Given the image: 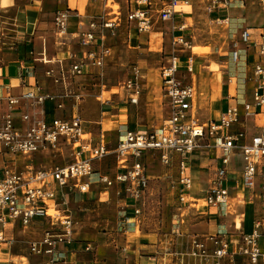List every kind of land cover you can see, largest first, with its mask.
Instances as JSON below:
<instances>
[{
	"label": "built area",
	"instance_id": "1",
	"mask_svg": "<svg viewBox=\"0 0 264 264\" xmlns=\"http://www.w3.org/2000/svg\"><path fill=\"white\" fill-rule=\"evenodd\" d=\"M194 1L138 0L127 19L135 23L139 33H144L152 28L154 21L174 23L182 15H190ZM203 1L206 10L214 13L217 21L231 22V0ZM262 9L264 11V0ZM70 16L68 12H59L56 25L62 32L67 31ZM118 26L117 21L104 15L94 17L82 33L83 43L94 45L99 39V49L90 51L87 61L73 64L69 72H62L60 77H55L52 69L46 71V75L59 83L66 80V74L84 75L88 63L102 69L110 53L104 44L105 38L109 34L114 35ZM184 28L182 25L174 27V30ZM253 37L251 28L241 32L240 41L232 49L235 63L240 62L243 56L241 45L252 46ZM253 46L258 47L260 61L254 62L253 74L257 85L252 99L241 102L233 97V102H229L217 117L200 121L196 116L197 88L186 79L187 74L198 72V63L189 38L173 34L170 51L161 64L168 116L161 124L149 129L125 128L119 131L113 151L116 163L114 175L101 173L95 168L94 162L107 158L112 151L101 129L96 135L89 131L88 121L78 110L81 94L74 95L77 109L73 115L62 116L58 115V111L64 110L63 97H68V92L64 95L43 93L36 84L19 94L13 91L11 85L2 84L0 77V101H6L9 107L7 113L0 115V144L5 148V151L0 150V246L14 243L7 234L13 223L20 222L25 231L26 226L37 221L44 225V229L39 238L29 242L30 252L41 257L42 264H58L62 254L59 244L71 240L75 222L69 213L60 216L50 214V211L52 207L59 206L62 207L57 209L58 213L68 211L67 188L87 193L96 176L106 188L116 186L119 199L133 205L134 215L140 216L152 188L149 154L157 151L160 161L170 172L156 180L161 184L166 182L174 197L186 203L190 201L194 189L190 159L199 150L208 148L217 150L219 157L209 185L202 190L207 206L223 215L228 213L231 165L233 156L237 154L243 161L240 189L250 193L253 204L260 202L263 215L256 218L251 231L243 233L237 241L224 233L211 235L212 252H207L206 244L201 243L199 255L211 257L213 264H223L226 258L233 256L231 246L236 245L238 251L248 258L249 264H259L260 261L264 264V251L260 244L264 239V125L250 137L245 129L247 119L261 114L260 108H264V31ZM133 85L132 82L127 85L130 92L128 100L136 105L139 98L135 96L139 92L131 90ZM48 101L54 105V117L50 122L46 118ZM19 110L18 121L16 114ZM64 148L80 159L66 164L58 161L46 166L34 164L35 153L49 150L53 156L59 157ZM257 178H260L259 183Z\"/></svg>",
	"mask_w": 264,
	"mask_h": 264
},
{
	"label": "rangeland",
	"instance_id": "2",
	"mask_svg": "<svg viewBox=\"0 0 264 264\" xmlns=\"http://www.w3.org/2000/svg\"><path fill=\"white\" fill-rule=\"evenodd\" d=\"M101 1H104L107 10H105L103 4L101 5ZM134 1L135 4L138 3V0ZM231 1L230 13L232 20L229 24L217 21L214 13H210L206 10L203 0L194 1L193 10L188 18L189 25L186 26L184 30H174V27L178 28L179 25L176 22L154 21L155 25H153L147 32H144V34H148L149 36L148 39L150 44L148 45L147 56L152 59L151 64H146L142 61L141 67L137 68V64L133 62L130 57L132 56L131 53L125 51L123 48L121 49L122 51H116L115 45H118L116 38L119 36V33L117 32L120 27L119 25L114 35L109 34L105 38L104 44L110 49V53L102 69L92 66L93 73L91 74V77L89 76L90 73L87 74V70L82 76L66 74L67 81L65 82H67V85L64 88V91L60 92L58 95H64V93H66L65 89H69L70 91L68 90V97H63L64 104L66 105L62 111L63 114L61 115H73V112L77 109L74 95L81 94L82 100L78 109L80 114L86 121H88V127L91 125L92 131L95 130V132H97V127L102 128L109 141V149L112 151L111 154L101 161L94 162L96 168L100 170L99 172L111 175L115 174L116 163L113 151L115 150L119 139L118 130L113 129L111 132H108L110 131L108 127L99 125L94 121L101 113L102 100H108L111 97L113 98V96L116 97L120 92H125L124 98H128L130 92L127 85L129 82H132L136 86L133 85L131 90L139 92L135 96L139 98V103L134 106L131 113L137 112V107L140 105L147 109L150 116L154 117L151 122L146 123L147 127L143 128V130L152 127L154 124L160 123L167 114L165 107L161 103L163 101L161 64L163 63V56H165L162 47L169 45L170 40L169 37L167 41L163 40L161 34L162 31L165 32L164 34L169 33V36H172L171 31L177 36L184 35L191 41L192 51L196 57V62L198 63V72L194 75L187 74L186 79L192 81L196 85V116L200 121H207L214 117V115L220 111L222 102L225 101L222 100L223 97H229V94L236 95L238 99H247L250 97L253 86L250 78L252 69L249 68L248 61L244 60L245 58H242L240 62L235 63L232 60V49L233 45L240 41V34L244 29H254L256 30L252 32L254 34H260L263 32V0ZM74 2L78 3V5L83 3L84 6H86V11L82 12L81 16L76 14L79 12L76 6H70V4L65 3L64 0H48V8L41 12L27 9L24 5L28 3V0H19L12 3V5L10 4L6 11L1 14L2 16L8 17L4 29L5 33L8 34L3 36V39L7 42L5 41V44L0 43V57H5L4 59L6 60L7 58L8 60V58L11 59L10 57L12 56L15 58L25 56L27 59L38 58L39 60L36 63L41 64V67L44 65L50 68L57 63L63 66L61 61L63 63L66 62L65 56L67 46L69 45L68 42L71 36V29L76 21L85 27L94 17L96 18L100 15H106L108 19L116 20L117 23L120 22L121 25L126 22L128 13L126 10L125 12L123 10L122 0H119V2L109 0L107 3L105 0H74ZM61 11L68 12L71 15L69 18V27L66 32H62L56 25V18ZM40 18H42V21L39 26L36 24H30V26L27 25L25 28H18V26H16V24L22 25L24 21L25 23L32 19H36L37 21ZM15 19L21 21L16 22ZM184 19V15H182L179 17L178 21ZM18 30L21 31L20 34H18ZM108 36H113L114 38L108 39ZM35 38H37L38 42L34 41ZM153 39H159L160 48L158 51L153 50ZM98 40L99 39L95 41V44ZM133 45L134 44H132V46ZM135 45H137L136 42ZM241 46L244 48L243 54H245V51H247L246 54H251L252 51H248L250 47L244 45ZM205 61H216L220 70L218 72L205 73ZM231 70L234 77L229 75ZM53 72L55 77L59 76L55 73V70H53ZM157 76L161 78V81L155 86L158 87V89L160 88V92L154 93L155 86L152 79ZM236 77L239 79L238 82ZM106 129H108V131ZM107 133H109L110 136ZM204 149L206 148L201 149V152L196 156V164H201L204 161L210 162L209 158L213 159L215 157L205 155L206 150ZM0 150L5 151V148L1 144ZM1 155H3V153H1ZM73 156L75 155L71 154L68 150L64 152V156L62 157L53 156L52 151L49 150L39 151L34 154V164L37 166H46L52 164V162H57V160H62L63 158L64 160L68 159L67 161H70ZM232 164L241 169L243 167V161L237 154L233 156ZM162 165V162L158 161L156 168L159 170L162 168ZM259 181L260 178H257L258 183ZM165 191L172 194L169 189H166ZM162 193V189L159 190L160 196H162ZM82 198L83 196L81 199L76 198L71 205L68 203V211H64V213L59 211L60 213H58L57 209L62 206L52 207L50 214L57 213L60 216L66 213L71 214L75 222V231L77 222H80L81 224H78L82 226V217L84 214L87 218V220L84 221V223H86L85 227L92 228L89 224L96 223L98 224V230L106 229L111 233L120 230L119 222L117 224L115 223L117 221L116 216L119 215L114 206L112 207L108 204L96 203L94 199L84 203ZM165 211H167L166 213H171V211H168L167 209ZM179 213L180 215L186 214L184 210H179ZM160 216H162V214ZM61 219H64V217H61ZM22 226L23 225L20 222L13 223V225L10 226L7 234L14 243L8 246H0V264H42L43 259L30 252L29 242L42 235L44 225L35 221L26 226L25 231ZM125 227H128V224H126ZM212 227L213 229L216 228L215 225ZM75 231L71 240H74L77 236L75 235ZM84 232H86V235L82 236V238H84L83 240H89L92 238H89L90 233L92 235L94 234L92 230L91 232L90 230H85ZM118 233L119 239H117V243L127 244L130 247V254H128L127 257L130 264H134L136 252L142 247L141 245H144L145 243L154 245L155 243L161 244L162 251L157 252L156 250H153V253L158 256L159 264H173V260H176V258L178 259V257L179 264H199L203 261L207 264H213V259H211V257H203L199 255L201 254V251H199V245L201 243L206 244L207 252H212V249L209 247V243L211 244L212 242L211 239L200 240L193 237L190 242L191 246H187L184 251L178 252L168 250V247L172 246L171 244L174 238L171 235L166 234V227L160 236L146 234L144 231L141 232L139 228L135 231H130L126 235L120 233V231ZM178 262L176 264H178ZM119 263L124 264V261H119Z\"/></svg>",
	"mask_w": 264,
	"mask_h": 264
},
{
	"label": "crops",
	"instance_id": "3",
	"mask_svg": "<svg viewBox=\"0 0 264 264\" xmlns=\"http://www.w3.org/2000/svg\"><path fill=\"white\" fill-rule=\"evenodd\" d=\"M16 1L19 0H0V43L5 44L7 41L3 39V36L8 33H5V26L6 22L8 20L7 16H2L1 14L6 11L8 6ZM57 1V0H56ZM63 1V0H62ZM65 3L76 6L78 11L76 14L80 15L82 12L86 11V6H84L83 3H75L74 0H64ZM109 0H105L107 3ZM114 2H119V0H113ZM48 0H28V3L24 5L27 9H30L35 12H41L45 11L47 7ZM99 4V3H98ZM105 7L106 4L104 1H101V5ZM137 4H135L134 0H122V6L123 10L129 14L131 10H133L136 7ZM127 8V9H126ZM105 10L106 7H105ZM85 14V13H84ZM127 14V16H128ZM191 15V14H190ZM184 16V20L178 19L175 21L178 25V27H181V25H184L185 27L189 25L188 18L189 16ZM106 17V15H105ZM107 18V17H106ZM127 18V17H126ZM108 19V18H107ZM16 22L21 21L19 19H15ZM110 20V19H109ZM42 21V18L38 19H32L30 21H24L22 25L16 24L18 28L20 27H27V25H37L39 26ZM116 21V20H115ZM33 22V23H31ZM157 23V22H156ZM118 25H120L117 32L119 33L118 38H116V41L118 42V45H115L116 51H120L122 48L125 51H128L132 54L130 56L137 64V68L141 67V62L144 61L146 64H151L152 59L147 56L148 53V45L149 42V36L148 34L141 33L139 34L136 25L134 22H129L126 19L125 23L119 22ZM155 25V24H154ZM87 26H82L81 23L75 22L72 29H71V36L68 42L67 50H66V56L65 60L66 62L63 63L61 61V65L58 63L50 67L53 70H55L57 75L59 77L61 76L62 72L67 73L69 72V69L71 66L78 62H85L87 54L90 51H97L99 49V40L94 45H85L83 43V36L82 33L85 31ZM185 29V28H184ZM183 29V30H184ZM180 31V30H179ZM256 31L252 29V32ZM264 31V30H263ZM82 32V33H81ZM21 31L18 30V34H20ZM165 32H161L163 36V40L168 39L171 42V38L173 36V32L171 31L172 36H169V33L164 34ZM39 34V32H38ZM20 37V36H18ZM109 38H114L113 36H108ZM259 40V34H254V37L252 39V46H250V49L248 51H252L251 54H243L242 58L244 60L248 61V66L252 70V74L250 76L251 82L253 83L252 91L250 93L249 98H241L238 99L236 95L229 94V97H223L222 100H225L222 102V106L220 111L214 115V117H217L222 111L226 109V107L229 105V102H233V97L237 99V101H250L253 96V92L256 88L257 83L254 80V74H253V68H254V62L260 61V57L258 56V47H254L253 44L256 43ZM6 41V42H5ZM34 41L38 42L37 38L34 39ZM135 42L137 45H135ZM132 44H134L132 46ZM134 47V48H132ZM162 50L164 54L166 55L170 51V44L163 46ZM122 51V50H121ZM162 52V53H163ZM15 56V55H14ZM164 57L162 61H164ZM5 58V57H4ZM3 57H0V77L2 84H9L11 85L12 89L16 93H22L23 91L27 90L30 85H39L41 88V91L43 93L51 92L54 94H59L60 92L64 91V88L67 85V80L64 82L61 80L59 84H56L52 78H49L46 75V71L50 69L47 66L41 67L42 65L38 62V58H32L27 59L25 56L23 57H10L11 59L6 58V60ZM241 58V60H242ZM42 59V58H41ZM40 59V60H41ZM264 64V63H263ZM61 66V67H60ZM150 66V65H149ZM148 66V67H149ZM147 67V68H148ZM146 68V69H147ZM144 69V70H146ZM87 74L93 73L92 71V65L88 63L87 67ZM44 71V72H43ZM86 74V76H87ZM88 76V77H89ZM194 80V79H193ZM66 92H68L69 89H65ZM70 91V90H69ZM163 91V88H162ZM158 93V92H157ZM163 101L161 102L162 105L165 107V110L167 114L165 115V118L168 116L169 112V106L167 99L164 96L163 91ZM125 97V92L118 93V96H113L108 100H102V106H101V113L99 116L96 117L95 123H100V125L108 127L106 129L108 132H111L113 129L123 130L125 128L135 129V130H143V128H146L148 122H151V120L154 118L150 116L147 112L146 108L141 107L140 105L137 107V112L131 113L132 109L135 104L129 103L128 98ZM66 104H64L65 107ZM138 105V104H137ZM74 107V105H73ZM8 104L6 101L2 100L0 101V115L7 113L8 110ZM242 108V107H241ZM243 109V108H242ZM71 110V109H70ZM264 108H260L259 115L249 117L247 119V124L245 126V129L248 132L249 137L261 126L264 125ZM243 113V110H242ZM63 114L62 111H58V115ZM16 116L20 117V110L17 111ZM244 116V114H242ZM163 118L161 122L165 119ZM213 118V117H212ZM211 119V118H210ZM99 120V121H98ZM92 122V121H91ZM157 123L154 125L161 124ZM98 130L103 131L102 128L97 127ZM151 128V127H150ZM89 131H91L94 135L97 134V132L92 131L91 125L88 127ZM149 129V128H147ZM99 132V131H98ZM109 136L110 134L107 133ZM106 136V134H104ZM205 155L208 156H215L213 159H210V162L204 161L201 164H196L197 161L196 156L201 152L199 150L193 157L190 159L192 163V174L194 178V189L190 195L191 199L190 201H187L186 203H181L179 200L174 197L173 194L167 193L165 190L167 189L168 185L167 183L161 184L159 181L156 180V178L161 177L162 175L169 174L170 169L162 165L161 169H157L156 164L159 159V153L157 151H154L153 153L149 154V171L150 174L153 177L152 180V188L149 191V195H147V198L144 202L143 207V213L140 216H135L133 212V205L123 202L119 199V197L116 194L117 187L112 188H106L103 184L99 183L96 179V176H94L93 184L89 192L81 194L76 189L67 188V198L68 203L71 205L73 201L78 198L81 199L83 196L84 203L88 201H94L99 204H108L112 207L114 206L118 215L116 216L117 221L116 224L119 222V231L122 234H127L130 231H135L137 228L141 230V232H145L146 234H153L160 236L161 233H163L164 228L166 227L167 235H171L174 240L172 242V246L168 247V250L172 251H184L187 246H191L190 242L193 237H196L198 239H210L211 235L217 234V233H224L228 236V238L234 239V241H237L241 239L242 234L246 232H250L252 229L253 222L256 218L263 215V211L261 209V204L259 201L257 202H251L250 201V193L247 191H243L241 188V181H240V175H241V168H238L236 165H231V175H230V200H229V210L226 215L221 214L218 210L214 208H210L207 206L204 196L202 193V190L206 188L209 185V182L211 180V177L213 175V171L217 164V158L219 157V152L214 149H204ZM210 150V151H208ZM67 151V149L64 148V150L60 151L59 157L64 156V152ZM204 152V151H203ZM80 157L73 156L70 161L64 160H57L61 164L70 163L75 160H79ZM212 162V163H211ZM96 168V164H95ZM98 170V168H96ZM100 171V170H98ZM155 174V175H154ZM111 175V174H110ZM158 175V176H156ZM169 188V187H168ZM162 189V196L159 195V190ZM87 200V201H86ZM160 206V207H159ZM171 211V213H166L167 211ZM179 210H184L186 214L179 213ZM162 214V216H160ZM157 215V216H156ZM157 217V218H156ZM86 215L84 214L82 217L83 224L80 226L77 222L76 223V231L75 235L76 238L74 240L65 241L59 244V248L62 251L60 262L58 264H120L119 261H124V264H130L128 260V254H130V247L127 244H119L117 243V239H119V231L110 232L106 229H99L98 230V224L93 223L89 224L92 226V228L85 227L86 223ZM81 221V218H80ZM81 224V223H80ZM123 224V225H122ZM126 224H128V227H125ZM216 226L215 229H213L212 226ZM125 227V228H124ZM240 227V228H238ZM85 230H92L94 234L92 235L90 233L89 240H83L82 236L86 235ZM78 237V238H77ZM261 248L264 251V239L261 240ZM88 246L90 247L88 249ZM134 246V243H133ZM142 247L138 249L136 252V255L134 257V264H159L158 263V256L153 253V250L162 251L161 244H150L145 243L144 245H141ZM209 247H213V243H209ZM145 248V249H144ZM238 247L236 245L231 246V251L233 253V256L226 258L223 262V264H249V260L247 257H245L240 251H238ZM152 252V253H151ZM175 259V257H174ZM179 259V257H178ZM178 259L173 260V264H176L178 262ZM179 264V262H178ZM199 264H207L205 261L199 263ZM259 264H262L260 261Z\"/></svg>",
	"mask_w": 264,
	"mask_h": 264
},
{
	"label": "bare ground",
	"instance_id": "4",
	"mask_svg": "<svg viewBox=\"0 0 264 264\" xmlns=\"http://www.w3.org/2000/svg\"><path fill=\"white\" fill-rule=\"evenodd\" d=\"M159 39H153V50L154 51H158L160 48V43L158 41ZM242 64V63H241ZM220 70L219 65L217 64L216 61H205L204 62V72L205 73H211V72H218ZM230 76L234 77V74L232 72V70L229 73ZM237 82H238V78L236 77ZM161 81V78L159 76L155 77L152 79V82H154V86L158 85L159 82ZM238 85V84H237ZM154 93L160 92V88L158 89V87L155 86L154 88Z\"/></svg>",
	"mask_w": 264,
	"mask_h": 264
},
{
	"label": "trees",
	"instance_id": "5",
	"mask_svg": "<svg viewBox=\"0 0 264 264\" xmlns=\"http://www.w3.org/2000/svg\"><path fill=\"white\" fill-rule=\"evenodd\" d=\"M54 117V105L52 102L48 101L46 103V118L50 122Z\"/></svg>",
	"mask_w": 264,
	"mask_h": 264
}]
</instances>
